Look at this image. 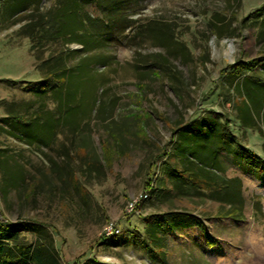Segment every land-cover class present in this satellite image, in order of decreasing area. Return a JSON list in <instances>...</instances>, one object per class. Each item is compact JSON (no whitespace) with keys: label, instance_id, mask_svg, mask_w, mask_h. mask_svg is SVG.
<instances>
[{"label":"rangeland","instance_id":"374dc122","mask_svg":"<svg viewBox=\"0 0 264 264\" xmlns=\"http://www.w3.org/2000/svg\"><path fill=\"white\" fill-rule=\"evenodd\" d=\"M52 2L41 0L39 9L48 10ZM263 5L264 0H135L129 8L137 19L132 26L124 22L123 27L103 29L108 38H102L101 49L93 51L106 55V63L95 64L94 72L84 64L78 67L71 85L72 106L78 89L86 108L97 96L106 101V110L111 109L108 102H114V110L107 120L100 116L93 119V113H88L86 131L80 129L69 136L76 152L87 151L85 158L96 151L104 161V174L91 181L82 178L75 170L79 158L74 155L75 176L69 191L55 184L57 180H50L49 163H44L46 154L59 165L63 159L48 146L38 148L10 135L8 131L14 129L3 120L13 115L12 105L23 112L31 102L29 110L40 113L41 118L37 114L26 118L25 131H30L26 138L36 139L39 131L42 139L43 130L55 127L42 116L38 93L42 74L35 67L30 39L16 34L24 21L14 22L28 12L5 20L0 11V222L43 223L53 233L63 264H85L90 257L114 264H150L135 245L119 249L114 243L131 232L144 231L143 217L149 213L185 211L204 221L216 243L208 245L195 226L176 230L167 237L165 264H264V175L259 172L260 178L257 171L246 168L255 155L264 161V59L243 75L247 76L241 81L245 90L237 91L234 85L240 83L239 76L230 74L236 73L234 68H242L233 63L264 55V33L258 34V22L253 21L255 11ZM86 8L95 16L104 12L94 3ZM72 47L81 45L73 43ZM239 110L255 119L259 116L256 124L262 131L242 124ZM75 116L77 120L81 114L73 119ZM182 128L189 134L184 153L191 159L189 164L201 172L184 173L188 191L194 194L198 190L203 196H171L164 202L150 197L128 212L130 199L144 190L152 195L147 181L153 188L164 177V165L177 168L178 161L172 156L165 164V158L155 160L154 165L150 162L162 151L171 152L175 130ZM65 134L55 136L53 147L60 145ZM221 145L227 150L220 151ZM260 161L254 163L261 165ZM23 171L26 176L21 186ZM41 172L48 176L45 184H39ZM222 172L225 201L213 197L209 188L215 184L206 176ZM237 185L241 217L236 212ZM54 186L60 189L52 192ZM109 222L118 225L121 234L104 240ZM25 237L32 239L28 233Z\"/></svg>","mask_w":264,"mask_h":264},{"label":"trees","instance_id":"16d2710c","mask_svg":"<svg viewBox=\"0 0 264 264\" xmlns=\"http://www.w3.org/2000/svg\"><path fill=\"white\" fill-rule=\"evenodd\" d=\"M52 1L53 2L48 10L41 11L39 9V3L41 0H4L0 6V11L5 20L6 18L17 15L19 16V14L21 15L24 11L28 12L26 13L27 15L14 22L19 23L24 21V23L17 29L16 34L17 36H20V38L28 37L30 39V51L33 53L32 55L35 59V67H37L42 74V79L40 80L41 91L38 92L40 94L39 98H42V102L39 104L41 109H43L42 116L43 118H48L50 124L54 122L55 127H49L47 131L43 130L44 133L42 139L39 138V131L38 134H33L36 139L28 140V138H26L27 135H30V131H25L26 118L29 119L34 114H37L39 119L41 118L40 113H35L34 111L29 110L30 105H32L31 102L26 103L23 112L20 107L12 105L13 108L10 112L13 113V115L7 116L6 118L3 117V120L6 123L11 124L14 129V131H8L10 135L17 137L25 143H35V146L38 148L40 146H48L53 149L55 155L62 157L63 164L59 165L52 156L46 154L50 173L61 183L62 187L60 185V188L64 190L66 188L65 183L67 182L68 177H73L74 169H72V163L74 162V155L79 158V163L74 165L76 166L75 170L82 178L91 181L92 178L96 179L99 175L104 174V167L102 163H100L101 160L96 151L95 153L94 151H91L90 154L88 153V158H85L87 151L84 153L76 152V144L72 137L69 136V133L72 135V132L75 135L79 133L80 129L86 131L89 122L84 120L86 117L88 118V113H93V119L100 116L104 120H107L110 118L114 110V102L109 101L108 103L111 109L106 110L104 109V103L106 101L104 99H99L97 96L92 97L90 107L86 108L83 105V96L80 94L82 92L78 89H76L75 105L72 106V79L78 76V67H82L83 64L87 70L89 69L94 72L92 67L95 64L106 63V55L93 51L95 49H101L99 46L104 44L102 38H108V33L104 32L103 29L106 27L112 28L113 25H120L123 27L124 22L127 23L128 26H132V21L134 22L137 19H134L132 17L133 13L129 12V8L135 0ZM92 3L99 5V7L103 9V15L95 16L87 11V5ZM255 13L256 15L254 16L255 18H253V21L258 22V34L261 35L264 33V5L257 9ZM73 43H78L81 47L73 48ZM77 53H81L78 58H76ZM162 58L166 63L168 62L167 59L164 57ZM263 59L264 55H261L260 57L250 58L246 61L239 60L232 64L233 66L239 65L242 67L241 69H238V67L234 68L236 73H230L239 76L240 83L237 85L236 82L234 85L238 86L237 91H241L242 89L245 90V83H243L242 88L241 81L242 79L245 81L247 76L243 75L248 71L254 70L253 68H255L256 63L263 61ZM92 79L94 87H96V75H93ZM253 83L258 84L259 82L254 80ZM47 101L52 105L51 107ZM80 111L82 113H79ZM248 112L249 111L247 110V113ZM76 114H81L77 120L76 116L73 119ZM238 117L242 124H249L256 129L259 128L256 124V120L259 116L255 119L253 115L252 117L250 115L247 116L245 112L239 110ZM44 121L46 122L45 119ZM220 128L218 127V130ZM1 129L4 131L6 130L2 126ZM16 129L22 130L17 132ZM261 129L262 128H259L260 131H262ZM176 130L175 135H173L176 139L174 140V145L170 148L171 152L162 151L159 157L154 158V161L152 160L150 163L151 165H154V163H156L155 160L159 158V160H162L165 158L163 161V164H165L168 158L172 156L178 161V163L176 162V164H178L177 168L167 169L164 165L162 169V172L164 173L162 176L164 177H162L153 188L151 187V183L147 181V186L152 190V195L149 196L148 192V197L146 199L151 197L155 201L158 200L164 202L169 200V197L203 196L198 190L194 191V194L188 191L189 186L187 187L184 173L188 170H192V173L199 175L201 172L200 170L193 168V165L189 164V160L191 161V159H189V156L184 153V140L186 136L189 135L187 134L188 132L185 133L183 128L179 129V131ZM59 133L66 134L60 145H58V147H53V144L56 141L55 136H58ZM226 134L227 133L225 132V135ZM193 143L195 147V144L197 143L195 141ZM221 150L224 151L227 149H225L224 145H221L220 151ZM229 150H231L230 147ZM243 150L247 153L254 154L249 148H244ZM217 152L219 151L217 150ZM236 157L239 156L236 155ZM254 157L255 158L247 164L248 166L245 167L251 172L257 171L258 177L262 178V175H264V161H260L259 157L256 155ZM254 161H260L262 164H255ZM239 162L240 160L237 161V163ZM214 164H218L217 166L220 171H222L219 161L216 162L215 160ZM151 165L150 168L152 167ZM259 172L263 174L260 175ZM222 174L223 172L214 175H209L208 173L206 176L208 181L210 180L213 182V185L215 184L214 188H209L213 197L216 196L220 200L225 201L228 197L226 189L222 184V180H220ZM24 178L25 173L23 171L21 186ZM166 179L170 182V185L167 184ZM219 180L221 181V186L218 184ZM79 182L80 180L78 179V183ZM262 182L264 183V180ZM38 186L39 185H36L37 188ZM50 188H52V186H50ZM56 188L60 189L59 186H54L52 192H55V190H57ZM239 191L240 187L237 185L236 212L238 213L237 216L241 217V209L239 208L240 198H238V196H240ZM146 199L142 201H145ZM222 207H224V205H222ZM143 220L145 223L144 231L141 233H137L140 231H136V233L131 232V234L125 236L122 241L118 240L114 244L119 249H121L120 246L128 244L135 245L138 249L143 251L142 256L146 257L147 262L150 264L166 263L167 237L170 234H174L175 231L179 229H185L189 226L198 227V229L203 232L208 245L216 243V239L209 233L208 228L204 225V221L200 220L196 215L185 211H155L145 215ZM25 233L30 234L32 239L28 240L25 237ZM119 234H121V229L119 233L111 238H115ZM102 237L104 240L110 239L105 238L104 235H102ZM0 264H63V262L61 260V255L56 248L55 238L49 227H46L41 222L36 223L34 221L19 220L14 223L0 222ZM85 264L114 263L103 262L99 261L96 257H90Z\"/></svg>","mask_w":264,"mask_h":264},{"label":"built area","instance_id":"2783aa9c","mask_svg":"<svg viewBox=\"0 0 264 264\" xmlns=\"http://www.w3.org/2000/svg\"><path fill=\"white\" fill-rule=\"evenodd\" d=\"M148 197V191L144 190L141 193H139L136 197H134L133 199H130L128 204V208L127 211L128 212H133L136 208L137 205H139V203L146 199ZM120 229L117 225H115L114 223H107L106 227H105V231L103 232V235L105 238H111L114 235H116L117 233H119Z\"/></svg>","mask_w":264,"mask_h":264},{"label":"crops","instance_id":"0c3cea01","mask_svg":"<svg viewBox=\"0 0 264 264\" xmlns=\"http://www.w3.org/2000/svg\"><path fill=\"white\" fill-rule=\"evenodd\" d=\"M87 149V148H86ZM62 158V157H61ZM101 160V162L100 163H103L104 161H103V159H100ZM44 163H46V164H48L49 162L46 160V162H44ZM61 165V164H60ZM103 165V164H102ZM104 166V165H103ZM48 167H49V164H48ZM38 170H40V171H43V170H41V169H38ZM69 172V171H68ZM42 173V172H41ZM43 174V179H42V181L40 180V182H39V184H45L46 182H44V180L45 181H47L48 179H46V178H48V176L46 177V175H45V173H42ZM51 173H50V170H49V176H50V180L51 179H53V181H54V179L56 180V177L55 176H53L52 174L50 175ZM74 174V173H73ZM26 176V175H25ZM73 176H75V174L73 175ZM24 180H25V178H24ZM48 182V181H47ZM71 177H68V179H67V182L65 183V186H66V188L65 189H67L68 191L71 189V188H69L70 187V185H71ZM24 183V181L22 182V184ZM55 184H61L59 181L58 182H55ZM27 189V188H26ZM74 199V198H73ZM23 200H25L26 201V199H25V195H23ZM74 205V207H76V203L75 204H73ZM27 221H33V220H27ZM34 222H36V223H40L39 221L37 222V221H34Z\"/></svg>","mask_w":264,"mask_h":264}]
</instances>
